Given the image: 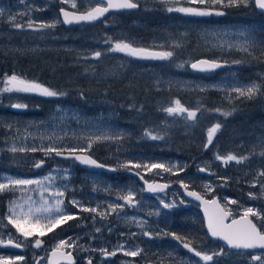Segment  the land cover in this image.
<instances>
[{
    "label": "rangeland",
    "instance_id": "obj_1",
    "mask_svg": "<svg viewBox=\"0 0 264 264\" xmlns=\"http://www.w3.org/2000/svg\"><path fill=\"white\" fill-rule=\"evenodd\" d=\"M88 4H90V0H67V2H62V0H23V2L22 0H0V8L5 10V15L0 17V39L5 41L18 39L19 45L11 42L7 43V47L23 52H74L77 56L74 63L76 65L92 66L102 64L104 60H116L128 70L124 78V85L121 88H127L135 92L143 89L144 92L154 96L165 90H173L179 97L182 92L205 95L212 92L215 100L228 106L240 100L254 102L259 99L261 101H258L256 108L264 112V94L248 100L237 98L235 93L230 92L234 87H244L252 82L260 83L264 81V69L244 66V62L263 61L264 52L258 48L252 56H249L238 49L233 48L230 50L227 48V44L230 42H243L244 37L241 33L248 34L258 44L264 41V19L257 22L246 21L245 19L218 21L214 15V21L206 22L200 16L180 12V21L177 23L169 22L168 27L161 34L147 33L150 30L143 23L137 22L136 30L143 31L144 35H134L133 38L130 37L132 40L130 42L134 47L149 48L144 47L148 45L162 51L168 50L178 53L177 63L173 64L170 69L160 65H145L133 60L131 56L124 53L106 50L102 46L95 45L94 40L86 36L73 35L74 32L70 34V30L64 28L61 23H57L55 27L62 26V28H57V34H54L55 28L36 31L26 28L18 30L8 23V13H29V15L17 16V22L23 24H26L29 18L33 19L34 22H52L57 19L60 20L57 10L60 5L77 9ZM197 4L191 3L190 0H180V7L197 8ZM225 4H227V0H225ZM210 7L214 8L211 4ZM2 26L5 27L1 28ZM45 30L50 32V38H46L47 36L43 33ZM44 40L45 42H43ZM177 41L182 44V47L173 49L172 45ZM98 42L101 43L100 40ZM221 45H224V47H221ZM95 51H100L103 55L98 59L91 58V54ZM202 55H208L212 59L228 61L232 63V67L206 75L191 72L190 68L186 69L193 60L202 57ZM235 61H240V63H234ZM181 63L185 66L179 67L178 65ZM0 85L2 88L5 86L1 79ZM201 87L205 88L206 91L201 92L199 90ZM4 93L6 101H4V106L0 108V121L4 122V125L11 124L12 127L9 129L6 126H0V151L3 153H11L8 148L13 143L17 147L41 145L46 147L50 143L47 137H53L52 142L58 144L61 148H65L77 145L85 146L87 141L81 139L82 137L104 133L122 134L124 137L122 140L95 144L91 151L97 153L105 162L107 161V164L116 168H120L119 164L129 160L140 164H165L172 169L170 172H165L162 169L147 171L141 168L134 170L142 173L148 180L158 179L170 182L176 179L189 187L196 188L207 196L218 195L225 207L235 216L241 215L245 208L256 209L261 213V217L251 218L264 231V219H262L264 218V193H262L260 186L264 184V178L257 177V173L264 170V157L260 155V152L264 150V143H262L264 136L252 135L250 137L248 135L247 137L233 138L226 147L228 153H224V150L222 155L233 153L237 156H248L249 159L241 164L233 162L231 169L228 171L225 170L224 166L219 165L215 157H205L194 163L192 172H186L188 169L187 163L180 155L165 153L160 147L153 144L141 143L136 138L134 129L124 124L122 115L109 106L91 103L79 98L70 102H52L39 98L34 93ZM16 103L24 105L35 103L36 105L33 108L35 111L22 115L24 109L11 107L12 104ZM170 106H173V104L171 103ZM5 107H8L9 110L6 111ZM178 118L180 119V117ZM212 125L213 123L206 125V131ZM41 137L44 139H41ZM59 137H63V139H56ZM11 154L31 166L42 160L41 157L44 153L37 151ZM200 167L207 168L213 174L199 173L198 169ZM120 169L124 170V168ZM181 169L183 170L181 171ZM49 174L56 177L52 183V189L65 190V196L62 198L64 212L67 214L78 213L79 215L78 219L68 221L67 224L56 228V233L68 232V230L95 231L99 228L100 234L116 237V240L112 242V251L120 245H123L125 251L135 250L136 248L142 250L141 255L136 258L133 257L136 262L134 259H127L129 256H126L124 251H118L124 255L123 259L114 262L104 261L99 264H144L143 262H152V260L161 264H181V262L182 264H205L194 253L183 248L181 244L179 247L177 241L172 239L173 237L163 234L170 230L172 232L187 231L190 234H186L187 239L192 242L195 248H197L196 245L203 247L201 250L203 252L211 254L219 251V244L210 243L209 240L205 239V235L198 232V208L185 200L178 189L164 194L146 196L138 180L130 175L113 176L79 170L75 164L63 162L62 160L51 162V165L40 169L39 174L32 177H28L34 175V171L30 168L23 170L5 168L3 170L0 166V182H6L7 177L41 180ZM66 175L67 178L65 179ZM222 178H227L226 182ZM254 179H259L256 187H252L251 184ZM235 184L241 185L235 186ZM243 184L254 188V190H246L245 187H242ZM205 185H211L212 191L208 192ZM94 187L96 190H94ZM129 189L135 192L137 204L135 206H125L117 213L108 215L105 219H100L97 215L96 219L93 220L95 214L83 212L70 203V201L76 200L83 207H97L100 211H106L107 205L110 203L123 204L124 201L120 200L119 196L125 194ZM7 192L13 194V197L6 203L7 214L10 201L17 200L22 203L30 197L37 206L41 202L42 193L36 185L27 187L23 192L19 190ZM249 193H253L255 198H250ZM43 195L54 204V197L49 196L48 193H43ZM161 200L164 203L172 204L173 207L164 208L160 203ZM229 200H236L238 203L229 204ZM256 201H262V204ZM157 212L158 214H155ZM149 213L153 214L149 215ZM83 216L85 220L81 221ZM131 218L143 220L146 223L143 227H140L136 223H130ZM91 226L96 227V229ZM13 229L23 242L33 239V237H30L25 240L20 233L16 232L14 227ZM145 231L152 233V236H144L143 232ZM53 232L44 236L47 240L44 246L39 249L31 248L29 255L12 256L2 253L0 256L7 258L23 256L24 260L19 262H24V264H38V259L39 264H47L49 250L68 236L64 235L57 239L55 243H51L50 240L53 239L49 237ZM71 234L72 232H69V236ZM106 240L108 242L109 239L106 238ZM31 242L34 243V241ZM250 259L251 257L245 255L244 252L229 257L224 252L220 257V262L224 264H250ZM211 263L212 261L208 262V264Z\"/></svg>",
    "mask_w": 264,
    "mask_h": 264
},
{
    "label": "snow or ice",
    "instance_id": "obj_2",
    "mask_svg": "<svg viewBox=\"0 0 264 264\" xmlns=\"http://www.w3.org/2000/svg\"><path fill=\"white\" fill-rule=\"evenodd\" d=\"M23 2V0H22ZM62 2H67V0H62ZM175 2H179V0H175ZM191 3H198L201 5L210 3L213 6L221 5L225 7H249L254 6L255 9L260 10L264 13V0H227V4H225V0H190ZM106 4V6H101ZM75 7V5H73ZM139 7L138 3L134 2V0H98L97 6L91 8L90 10L83 12L81 14H76L74 12L66 11L64 8L60 9V12L63 16V23L70 24L73 22H92L97 21L100 17H103L105 13L109 12L110 9H134ZM168 12L177 11L181 13H188L197 16H208L212 15V11L208 10H200L193 7H177V8H167ZM216 15H224L223 12L217 11ZM5 15V10L0 8V17ZM8 23L15 29L23 30H43L48 28H55L57 23H60V20H54L52 22H34L33 19L29 18L26 24L17 22V16L29 15V13H17L12 14L8 13ZM244 37L243 42L236 43H228V49H238L249 56H252L253 53L260 48L262 52H264V41H261L260 44L257 41L250 37L246 33H241ZM173 49L182 47V44L177 41L172 45ZM224 47V45H221ZM111 52H119L124 53L127 56H131L139 59H159V60H169L173 58L176 53L175 51H150L147 48L143 47H134L131 42L127 41H117L113 42L111 48L109 49ZM103 55L100 51H95L91 54V58L98 59ZM234 63H240V61H235ZM179 67H184L185 65L181 63L178 65ZM222 63L215 59H198L190 64L191 69L199 72H209L213 71L217 68L222 67ZM4 88L0 89V92H22V93H39L44 97H60L66 96V92H60L49 87H46L40 83L35 81L27 80L22 78L16 73L11 75H6L4 80ZM201 92L206 91L205 88L199 89ZM231 93H235L237 98H243L251 100L257 97L260 94H264V81L257 83L252 82L244 87H234L230 90ZM81 98H83V93L80 94ZM173 106H169L163 108L162 111L165 112L169 117H183L187 122H195L198 119V113L202 111V105L196 107L195 109H190L185 107L179 99H174L172 101ZM12 108L15 109H24L27 106L24 104L16 103L11 105ZM211 111L220 112L224 117H228L231 115L229 111H222L221 109H214ZM0 126H6L7 128H11V124L4 125V122L0 121ZM222 125L220 123H215L211 127L207 129V142L203 144L205 149H208L209 146L213 143L214 137L221 129ZM144 136L150 138L152 140H162L164 136L159 133H154L151 129H145ZM124 137L122 134H110L104 133L95 136L82 137L87 141L85 146L77 145L75 147H65L61 148L58 144L52 142L53 137H47L50 141L48 146H33V147H17L15 143L8 148V151L11 153H26V152H37L41 151L45 154L46 157H50L52 154L55 156H64L65 153L68 156L72 157L74 160L78 161L80 164L95 167V168H105L104 164L98 163V161L90 155V151L95 144H102L108 141H120ZM41 139H44L41 137ZM62 140L63 137L56 138ZM264 143V141H262ZM80 153V154H77ZM261 157H264V150L260 152ZM248 156H237L236 154L229 153L227 155H215V160L220 161L224 165H228L230 162H235L236 164H241L243 161L248 160ZM44 164L43 160L37 161L34 164V167H41ZM120 168L127 169L131 171L132 169H141L144 168L147 171H152L154 169H162L165 172H170L172 169L167 167L165 164L159 163H151V164H140L133 163L132 161H125L119 164ZM111 171H116V168L109 169ZM183 169H181L182 171ZM208 169L205 167L199 168V171L204 172ZM137 176H140V172H136ZM258 178H264V170L257 173ZM67 175L65 176V179ZM143 179V177H140ZM56 179V177L49 174L48 176L43 177L41 180L34 179H14L11 177L6 178V182H0V193H4L7 191H24L27 187L36 185L41 190V202L39 206L35 204L29 197L28 200L23 201L22 203L17 200H13L9 202L8 214L3 218L7 221V224L11 225L16 229V232L20 233L25 240L30 237H35L34 239V247L39 248L43 244V241L40 237L46 236L48 233L53 232L56 228L67 224L68 221L76 220L79 218L78 213L67 214L63 209V197L65 196V190L56 188L52 189V183ZM223 181L226 182L227 178H222ZM47 182V184H45ZM147 184V188L151 192L163 191L168 187L167 184ZM259 183V179H254L251 184L252 187H256ZM261 191L264 193V184H261ZM181 187L187 189L188 185L181 182ZM205 188L208 192L212 191L211 185H205ZM94 190L95 187H94ZM107 190V189H106ZM43 193H48L49 196L55 198L54 204L46 199ZM135 192L129 189L125 194L119 196L120 200H123L124 203H110L107 205L106 211H100L97 207H83L79 201L72 200L70 203L77 206L83 212H90L95 214L93 216V220L96 219L98 215L100 219H105L108 215L113 213H117L120 209H123L125 206H135L137 201L135 199ZM188 196L194 197L196 200L201 201L203 205H205V217L207 221V229L212 237H218L223 240L229 248L233 249H260L261 254L252 255L250 259V264H264V231L257 227V224L253 223V220L250 217H261V213L253 209L251 207L245 208L243 210L240 219H233L231 223H226L225 220L230 216L229 212L224 211V209L220 206L218 201L213 198L212 200H205L199 193L195 191H188ZM250 198H255L253 193H249ZM22 199V198H19ZM164 208L173 207L172 204L164 203L163 200L160 202ZM229 204L238 203L236 200H229ZM208 206H211L214 210L209 213ZM153 213H149L152 215ZM155 214H158L155 213ZM264 219V218H262ZM130 223H136L138 226L143 227L146 221L137 220L136 218H131ZM97 232L100 231L99 228L96 229ZM164 235L172 236L176 241L180 242L183 248L187 249L189 252L195 254L196 257H199L200 260L204 261L205 264L213 261L216 256L222 255L224 250L221 249L218 252H213L211 254L198 251L187 237H182L175 232H165ZM144 236L151 237L152 233L143 232ZM5 243L3 240H0V244ZM9 245H14L19 248L22 246L20 242H14L11 238H9L6 242ZM79 247L76 241L69 238L68 240H60L55 247L52 249L50 255L48 256V264H57L58 260H62L67 262V264H74L73 253L70 251L71 249ZM65 249H69V251H65ZM104 257L115 256L118 251H124V254L129 257H137L141 255L142 250L140 248H136L135 250H124L123 245H120L113 251H108L106 249L99 250ZM171 255V254H170ZM23 256H16L14 258H3L0 257V264H16L17 261H23ZM39 264V259H38ZM87 264H92L91 259L87 261ZM182 264V262H181Z\"/></svg>",
    "mask_w": 264,
    "mask_h": 264
},
{
    "label": "trees",
    "instance_id": "obj_3",
    "mask_svg": "<svg viewBox=\"0 0 264 264\" xmlns=\"http://www.w3.org/2000/svg\"><path fill=\"white\" fill-rule=\"evenodd\" d=\"M214 8L215 12L221 11L224 13V15L215 14L218 21L246 19V21L257 22L264 19V15L256 12L254 6L246 8L243 6L225 7L216 5ZM3 27L5 26L1 28ZM57 28H62V26L58 25ZM57 28H55L54 34L58 33ZM163 31L164 29H158L150 30L147 33L161 34ZM73 32H71L73 35L78 34V36H86L94 40L95 45L102 46L106 50L111 48L113 42L122 40L128 42L130 37L133 38L134 35H144L143 31L131 28L121 30L119 34L113 30H105L102 37L96 25L77 26ZM43 33L47 36L46 38H50V32L45 30ZM17 40L5 41L4 39H0L1 80H4L6 75L16 73L27 80L35 81L51 89L67 93L66 96L60 97H44L39 93H34L46 101L70 102L79 98L91 103H100L101 105L109 106L122 115L124 124L134 129L136 138L141 143L153 144L160 147L165 153L180 155L187 163L188 169L186 172H192L194 170V163L201 158L215 157L216 154L222 155L224 150V153H228L226 147L233 138L247 137L248 135L250 137L252 135L264 136V112L256 108L258 101H261L259 99L254 102L240 100L228 106L215 100L212 92L206 93V95L182 92L179 97L173 90H165L159 95L151 96L144 92L143 89L135 92L127 88H121L124 85V78L128 70L116 60H104L102 64L92 66L76 65L74 63L77 60V56L71 51H41L30 53L7 47V43L11 42L19 45L20 43ZM144 47L151 46L147 45ZM151 48L155 47L153 46ZM178 57L179 54L176 53L169 60L145 61L134 57L132 59L145 65H160L161 67L170 69L173 64L177 63ZM205 57L210 58L208 55H205ZM244 66L264 69V60L255 63L244 62ZM186 69H189V67L187 66ZM0 89H2L1 85ZM81 93H83V98H81ZM174 99H179L185 107L190 109H195L202 105V111L198 113V119L195 122H187L183 117H180V119L178 117H169L163 112L162 109L170 106ZM4 101H6L5 93L0 92V108L4 106ZM35 105V103H27V107L22 111V115L34 112L35 109L33 110V108ZM214 109L229 111L231 115L224 117L220 112L211 111ZM5 110H9V108L5 107ZM209 123H220L222 127L214 137L213 143L208 149H205L203 147V144L207 142V131L205 127ZM145 129H151L154 133L163 135L164 139L152 140L145 137ZM90 154L98 161L107 164V161L102 160L97 153L91 151ZM49 160L51 162L59 161V159ZM63 162L75 164L73 160H64ZM217 162L220 166H224L226 171L230 170L233 164V162H230L228 165H224L220 161ZM0 166L7 169L19 168L23 170L30 168L28 163L19 160L14 154H7V152H4ZM77 168L80 170L78 166ZM238 185L241 184H235V186ZM242 187H245L246 190H254V188L244 184ZM256 202L262 204V201ZM194 207L196 206L194 205ZM198 215H200L199 211H197ZM186 232L180 231V235L186 237Z\"/></svg>",
    "mask_w": 264,
    "mask_h": 264
},
{
    "label": "flooded vegetation",
    "instance_id": "obj_4",
    "mask_svg": "<svg viewBox=\"0 0 264 264\" xmlns=\"http://www.w3.org/2000/svg\"><path fill=\"white\" fill-rule=\"evenodd\" d=\"M97 2H98V0H90V4L85 5L84 7H79L77 9H73V8H69V9L76 10V11H86V10L93 8L95 5H97ZM134 2L139 4V8L135 11L134 10H130V11H113L112 10L111 11L110 10L97 23L74 25V26L69 27L68 30H70V33H71V32H73L74 28H76L77 26H95L96 25L98 31L100 32V34L103 37L105 30H113L119 34L121 30H127V29H131V28L135 29L137 22L143 23L147 27V29L158 30V29L167 28L168 27L167 25L169 22H176L177 23L180 21V12H177V11L168 12L166 10L169 7H171V8L180 7V0L178 3L175 2V0H134ZM101 6H106V4L101 5ZM60 7H65V6L60 5L57 7V9H59ZM196 7H197V9H200V10L212 11V13H213L212 15L200 16V17L202 18V20H204L206 22L214 21L213 17L215 15V8H211L210 3L204 4V5L197 4ZM130 41H132V40L129 39L128 42H130ZM41 158L43 159V157H41ZM49 159H51V158L43 159V160H46V164L44 165V167H46L47 165H51V161ZM1 169L5 170V168H2V167H1ZM30 169H32L34 171V175H31L28 177H32V176L39 174L40 169H36L34 167H31V166H30ZM125 170H127V169L121 170L120 168H118V172L115 174H112V175L113 176H121L123 174L129 175L125 172ZM107 175H110V174H107ZM130 176L137 179L136 176H133V175H130ZM22 178H25V177H22ZM170 182L176 183L179 181L174 179ZM174 189L180 190L178 186L174 185V187L171 190H168L164 193H167V192L172 191ZM164 193H161V194H164ZM12 197H13V194L10 192H4V193L0 194V217H1V219H0V240H3L5 242V243L0 244V254L5 253L8 255H12V256H14V255H27V254L29 255L31 248L39 249V248H35L33 246L34 243L31 242V241H34L35 237H33V239L28 240L27 242H23L21 240V237L14 232L13 227L10 226L9 224H7V221L5 219H3L7 215V204L6 203ZM179 200H180V198H179ZM82 220H85L84 216L81 218V221ZM88 221H90V219H88ZM198 224H199L198 225L199 226L198 232L201 233V231H202L203 232L202 234L205 235V239L209 240L210 243L219 244V251L221 249H223L224 252L226 254H228V257L232 256V255L236 256L237 253H242V252H244L245 255H247V256L249 255L250 257L252 255L261 254V252L230 251L229 249L224 247V245L221 242L215 241V240L213 241L212 239H210L208 237L207 232L205 230L204 221H203V218L201 215H198ZM88 226H90V224H88ZM91 227L96 229V227H93V226H91ZM178 227L180 228V226H178ZM202 227H203V230H202ZM69 232L70 233L72 232L71 236H69ZM170 232H172V230H170L169 233ZM175 232H177V234L180 235V231H175ZM186 233L189 234L188 232H186ZM64 235H68L65 237V240H68L69 238H71L72 240L76 241L77 245L79 246V247H75V248L70 250L73 253L74 264H87V261L89 259H91L92 264H99L100 262H104V261L114 262V261H117L119 259H123V257H124L123 254H121L120 252H117V254L115 256L104 257L102 255V253L99 251L100 249H106L108 251H112V246H113L112 242H114L116 240V237L114 235L113 236H108V235L104 236V234H100V232H97L96 230L95 231H93V230L92 231L68 230V232L56 233V229H55V231L53 232V234L49 238L53 239V240H50L51 243L52 242L55 243L57 241V239H59L60 237H63ZM170 237L172 238V236H170ZM9 238H11L14 242H20L22 244V246L19 249L8 248L6 246V241ZM42 238H40V239L44 242V245H45L46 241H47L46 237H42ZM106 238L109 239L108 242H107ZM195 238L199 239L200 237H195ZM172 239H174V238H172ZM177 243L179 244V247H180V242L177 241ZM54 247L55 246H53L49 250L48 254L50 253V251H52V249ZM196 247H197L196 249L198 251H201L203 249V247H201L199 245H196ZM65 251H69V249H65ZM221 256L222 255L216 256L211 264H224L223 262H220ZM0 257L7 258L4 256H0ZM127 259H134V258L133 257H127ZM143 263L145 264L146 262H143ZM147 263L161 264L155 260H152V262L150 261ZM16 264H24V262L17 261ZM64 264H67V262H65Z\"/></svg>",
    "mask_w": 264,
    "mask_h": 264
},
{
    "label": "water",
    "instance_id": "obj_5",
    "mask_svg": "<svg viewBox=\"0 0 264 264\" xmlns=\"http://www.w3.org/2000/svg\"><path fill=\"white\" fill-rule=\"evenodd\" d=\"M139 5V4H138ZM97 5H95L94 7H96ZM93 7V8H94ZM61 8H64L66 11H69V12H74V13H76V14H81V13H83V12H86V11H88V10H86V11H76V10H71V9H68V8H65V7H60L59 9H58V14H59V18H60V21H61V24L65 27V28H69V27H71V26H74V25H81V24H93V23H97L98 21H100V19L102 18V17H100L97 21H92V22H73V23H70V24H64L62 21H63V16H62V14H61V12H60V9ZM139 7H137V8H134V9H110L111 11L113 10V11H130V10H137ZM255 8V7H254ZM90 10V9H89ZM109 10V11H110ZM256 11L258 12V13H260V14H262V15H264V13H262L260 10H257L256 9ZM106 14V13H105ZM147 49H149L150 51H162V50H158V49H153V48H147ZM198 59H210V60H212L211 58H207V57H199V58H197V59H195V60H198ZM142 60H146V61H157V60H159V59H142ZM195 60H193L192 62H194ZM215 60H217V59H215ZM218 61H220L221 63H222V67H220V68H217V69H215V70H213V71H209V72H199V71H195V70H193V69H191V67H190V64L192 63H190L189 64V68H190V70L191 71H193V72H196V73H204V74H206V73H215V72H218V71H220V70H223V69H227V68H229V67H231V64L229 63V62H227V61H225V60H218ZM77 154H80V153H77ZM2 156H3V152L2 151H0V159L2 158ZM44 156V159L45 158H48V157H46L45 156V154L43 155ZM50 158H57V159H64V160H70V159H73L72 157H70V156H68V154L67 153H65V155L64 156H55V154H52L51 156H50ZM93 158V157H92ZM74 160V159H73ZM44 161V164L41 166V167H39V168H42L45 164H46V160H43ZM77 164H79L81 167H83V168H87V169H92V170H98V171H111V170H109V169H111V168H114V167H111V166H108V165H106V164H104V163H101V162H99L98 161V163H101V164H104L106 167L105 168H95V167H89V166H85V165H82V164H80L78 161H76V160H74ZM33 167H34V165H33ZM34 168H37V167H34ZM38 169V168H37ZM126 171V173L127 174H129V175H136V171H134V170H131V171H129V170H125ZM201 172V171H200ZM201 173H206V174H210V171H204V172H201ZM137 176V175H136ZM142 175L140 174V176H137L138 177V179H139V183L142 185V187H143V193L146 195V196H151V195H153V194H155V193H160V192H162V191H157V192H151V191H149L148 190V188H147V184L145 183V181H147V183L148 184H153V185H155V184H167L168 185V187L167 188H170V187H172L174 184H177L179 187H180V189H181V191H182V193H183V195L185 196V198L186 199H188V200H190V201H192L193 202V204H195V205H198L199 206V209H200V211H201V214H202V217H203V221H204V225H205V230H206V232H207V235H208V237L210 238V239H212V240H216V241H221L227 248H229L227 245H226V243L223 241V240H221L220 238H218V237H212L211 235H210V233L208 232V229H207V221H206V217H205V205H203L202 203H201V201H199V200H196L194 197H191V196H188L187 195V192L188 191H195V192H197V193H199L205 200H212L213 198H215L217 201H218V203L220 204V206L224 209V211H226V212H229L228 210H226L225 208H224V206L222 205V203L220 202V200H219V197L218 196H213V197H211V198H207V197H205L202 193H200L199 191H197V190H195V189H192V188H187V189H185V188H183V187H181V182H176V183H163V182H160V181H148V180H146L143 176V179H141L140 177H141ZM167 188H165L164 190H166ZM163 190V191H164ZM208 210H209V213H211V212H213V208L211 207V206H208ZM230 213V212H229ZM233 219H236V220H238V219H240V216L239 217H236V218H234V217H231V213H230V216L228 217V218H226V220H225V222L226 223H231V221L233 220ZM250 219H252L251 217H250ZM253 220V219H252ZM253 223H255L254 222V220H253ZM256 224V223H255ZM257 227L258 228H260L258 225H257ZM7 242V241H6ZM44 245V242H43V244L41 245V247ZM6 246L8 247V248H13V249H19V248H17V247H15L14 245H9V244H7L6 243ZM36 248V247H35ZM230 250H232V251H247V252H253V251H261L260 249H233V248H229ZM50 253H51V251H50ZM50 253H49V255H50ZM48 255V256H49ZM65 262L64 261H62V260H58L57 261V264H64ZM47 264H48V257H47ZM147 264H152V263H147Z\"/></svg>",
    "mask_w": 264,
    "mask_h": 264
},
{
    "label": "bare ground",
    "instance_id": "obj_6",
    "mask_svg": "<svg viewBox=\"0 0 264 264\" xmlns=\"http://www.w3.org/2000/svg\"><path fill=\"white\" fill-rule=\"evenodd\" d=\"M246 20V19H245ZM228 62V61H227ZM230 63V62H229ZM231 64V67H232V63H230ZM230 68V67H229ZM223 70H225V69H223ZM191 71V70H190ZM221 71V70H220ZM191 72H193V71H191ZM44 155V154H43ZM42 155V157H43V159H44V156ZM91 155V154H90ZM92 156V155H91ZM93 157V156H92ZM48 158H50V157H48ZM47 158V159H48ZM94 158V157H93ZM42 159V160H43ZM46 159V158H45ZM52 160H56L57 158H51ZM95 159V158H94ZM59 160H62V161H64V159H59ZM70 160H73V159H70ZM70 160H65V161H70ZM97 160V159H96ZM74 161V160H73ZM98 161V160H97ZM75 162V161H74ZM100 162V161H99ZM101 163H103V162H101ZM75 164L80 168V170H87V171H91V172H99V173H104V174H110V175H112V174H115V173H117L118 172V168H116V167H114V166H112V165H110V164H106V165H108V166H111V167H114V168H116L117 170L116 171H98V170H92V169H87V168H83V167H81L79 164H77L76 162H75ZM105 164V163H104ZM44 167V166H43ZM43 167L42 168H38V169H43ZM37 169V168H36ZM132 170H134V169H132ZM134 171H136L137 172V170H134ZM126 172V171H125ZM145 179H146V177L142 174V173H140ZM133 176H136V175H133ZM137 177V176H136ZM137 180H138V182H139V179H138V177H137ZM146 180H148V179H146ZM148 181H160V182H163V183H172V182H168V181H164V180H148ZM141 185V184H140ZM174 185H176V186H178L177 184H174ZM174 185L172 186V187H170V188H167L166 190H164V191H162V192H160V193H155V194H153V195H158V194H161V193H164V192H166V191H168V190H171L173 187H174ZM142 186V185H141ZM179 187V186H178ZM189 187V186H188ZM179 189H180V187H179ZM180 191H181V189H180ZM181 193H182V191H181ZM145 195V194H144ZM153 195H151V196H153ZM182 195H183V193H182ZM213 196H217V195H213ZM212 196V197H213ZM183 197H184V199L185 200H187V201H189V202H191L192 204H193V202L192 201H190V200H188V199H186L185 198V196L183 195ZM219 197V196H218ZM220 199V198H219ZM195 205V204H194ZM197 208H198V211H199V214L202 216V214H201V211H200V209H199V206L198 205H195ZM242 215V214H241ZM241 215H237V216H235V215H233V214H231V217H234V218H236V217H239V216H241ZM203 218V217H202ZM125 237H126V235H125ZM216 241V240H215ZM219 242H221V241H219ZM222 243V242H221ZM223 244V243H222ZM224 245V244H223ZM224 247H226L225 245H224ZM227 248V247H226ZM227 249H229V248H227ZM230 250V249H229ZM230 251H232V250H230ZM124 256V255H123ZM126 259V258H125ZM134 261V260H133ZM136 262V261H135Z\"/></svg>",
    "mask_w": 264,
    "mask_h": 264
}]
</instances>
